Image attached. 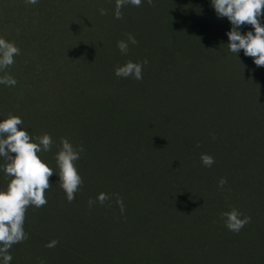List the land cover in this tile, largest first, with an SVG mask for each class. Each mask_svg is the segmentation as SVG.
<instances>
[{"label":"rangeland","instance_id":"1","mask_svg":"<svg viewBox=\"0 0 264 264\" xmlns=\"http://www.w3.org/2000/svg\"><path fill=\"white\" fill-rule=\"evenodd\" d=\"M73 1V15L65 19L60 15L71 10L72 0H39L35 6L24 0H0V37L21 50L8 70L17 85H0V121L11 113L23 119L22 128L32 137L50 134L51 151L39 155L57 174L55 155L66 134L73 130L77 138L67 139L74 146L90 148L76 162L84 183L75 200L67 201L54 174L47 205L29 208L26 219L46 235L71 241L70 247L92 246L102 264H218L200 253L191 259L192 249L206 238L196 231L197 225L209 226L219 252L232 261L238 253L232 247L225 249L229 242L240 243L244 259L255 262L256 248L264 251V187L250 184L264 182V87L254 88L258 82L264 85V75L256 74L264 67H257L243 50L236 58L222 49L232 25L208 9L211 0L198 2L194 19L187 17L186 24L179 20L178 29L169 24L173 17L190 14L189 6L198 0H164L161 14L143 0L141 7L126 6L132 12L127 20L125 15L114 18L115 0ZM100 8L108 14L102 16ZM121 22L125 38L131 33L139 41L129 45L127 55L120 53L111 34ZM211 30L214 33H208ZM239 30L253 31L251 25ZM218 34L223 37L216 39ZM145 59L151 63L144 65L142 80L115 75L127 61ZM164 76L168 83L161 87L157 78ZM231 81H241L237 91L224 87ZM162 95L163 101H158ZM238 97L245 103L234 101ZM132 109L138 112L132 114ZM119 113L142 129L127 135L126 129L113 127ZM83 126L88 131H79ZM204 126L213 129L210 134H201ZM170 132L178 136L172 142L160 138H172ZM185 134L201 137L179 138ZM201 153L215 158L212 167L202 165ZM4 163L0 157V166ZM203 169L217 175L215 189L221 177L227 179L214 197L212 189H206V205L190 196L187 175ZM162 172L172 176L175 186L187 188L179 189V201H168L165 190L158 193L160 197L153 195L150 183ZM139 175L145 180L138 181ZM9 179L0 167V190L6 189ZM101 192L120 194L123 215L114 197L89 209V198ZM174 206L180 210L168 209ZM232 207L251 217L239 234L220 219L219 214Z\"/></svg>","mask_w":264,"mask_h":264},{"label":"clouds","instance_id":"2","mask_svg":"<svg viewBox=\"0 0 264 264\" xmlns=\"http://www.w3.org/2000/svg\"><path fill=\"white\" fill-rule=\"evenodd\" d=\"M25 5H38L39 0H24ZM153 6V0H147ZM143 0H115L114 18L123 19L122 9L128 5L141 7ZM218 18L226 17L231 23L228 36V50L238 54L243 50L244 55L253 58L257 67H264V24L260 18L264 16V0H211ZM100 14L107 15V9L100 8ZM251 25L253 31L241 34L240 28ZM126 40L117 42V48L122 55H127L129 45H138L139 41L131 33L126 34ZM21 54L15 42H9L0 37V85L15 87L18 81L8 72L15 64V57ZM148 61H127L115 69V75L121 78L132 77L137 81L143 79V68ZM23 119L20 116L8 114L0 121V157L5 163L0 166L6 178H10L6 189L0 190V264H11L13 259L10 250L14 245L25 242L29 237L24 224L29 208L40 209L47 205L46 192L51 190L50 177L54 174L59 177V186L65 192L69 203L75 200V195L80 191L84 181L79 174L76 162L84 152L82 145L74 146L67 138H61L60 149L55 155L57 174L53 167L44 162L39 155L51 151L54 141L52 136L45 133L32 137L28 131L23 130ZM215 139V135H213ZM196 147H200L197 143ZM14 154V155H13ZM201 163L210 168L215 163V158L209 154L201 153ZM227 179L221 177L218 188L223 189ZM115 198L123 215L125 206L119 193L101 192L93 199L87 201L89 209L99 203L105 205ZM220 219L225 227L235 233L239 232L249 223L251 217L244 215L237 208L221 212ZM59 243L53 239L45 247L54 248ZM40 264H45L43 260Z\"/></svg>","mask_w":264,"mask_h":264},{"label":"trees","instance_id":"3","mask_svg":"<svg viewBox=\"0 0 264 264\" xmlns=\"http://www.w3.org/2000/svg\"><path fill=\"white\" fill-rule=\"evenodd\" d=\"M97 1H99V0H97ZM200 1H202V0L195 1V2H193V4H191L189 6L190 7V14H187V15L186 14L185 15L184 14L175 15V18L173 17V21L171 23H169V24L177 26V29H178V27H181L179 24H177V22L179 20H181L184 24H186L187 17H190V20H193L194 16H195V7H196L195 5H197L198 2L200 3ZM165 3H166V1L164 2V0H153V6H150V7H151L152 11L155 14H161L163 6L165 5ZM55 4H59V2L55 1ZM66 5H65V7H66ZM69 6L72 7V8H69V9H71L69 12H67L65 10L64 6L60 7L63 11L65 10V12H67V13L61 14L60 15L61 17L67 19V18H70L73 15L71 12L75 8V2L72 0V3H69ZM209 6L212 7V5L208 4V9H211V10L215 11L214 8H211ZM129 7L132 8L131 5ZM125 10H126V7H124L122 9V11H123V15H125V20H127V16L130 17V15H128L127 13L132 14V12H128V11L131 10V9H128V8H127L126 11ZM183 10H181V11H183ZM192 10H194V12ZM184 12H186V11H184ZM48 16L50 17V15H48ZM65 19H62V20L64 21ZM260 20H261V23L264 24V16H262L260 18ZM181 21H180V23H181ZM122 23L123 22L120 23V27H117V29H115L116 30L115 32L111 33L112 34V39L115 38L117 41L126 40V38L124 36ZM158 23H160V22H158ZM183 23H181V25H183ZM194 28L197 29V27H195V26H194ZM219 31H220V29H216L215 34H217ZM208 33H214V30H211ZM221 35L223 37V34H218L216 39L217 38L219 39V37H221ZM222 49H224V51L232 54L236 58H239L240 55H242L241 51L237 55L234 54V53H231L228 50V46L227 45L224 46ZM210 52H211V49L209 50V53ZM217 52H218V50H215L214 53L213 52L212 53L215 55V54H217ZM144 55L147 56V57L151 56L150 52H144ZM155 57H156V55H155ZM183 58H184V56H183ZM149 63H151V62L149 61ZM145 72H148L147 69H145ZM167 73H169V71H167ZM256 74L261 77V76L264 75V71L261 68V69H259V71ZM157 79H158L159 84H160L161 87H162V85H166L168 83L167 76L160 77V78H157ZM240 86H241V81H238L237 83H236V81H231V83L224 85L225 88L234 87V88H231V89H233L235 91H237L240 88ZM258 87L259 88L264 87L263 83L261 85L258 82L254 89H256ZM143 91H144V88H143ZM158 101H161V102L163 101V95L161 96L160 99H158ZM234 101H241L242 102L241 98H239V97L234 99ZM241 102H238V104H241ZM242 103H245V102L243 101ZM143 104L147 105L148 103L146 104L145 102H143ZM228 108L229 107H227V110H228ZM233 110H234V108H233ZM117 111L118 112H123L121 110L120 111L117 110ZM136 112H138V110L132 109L131 113L132 114H136ZM217 112L218 113L216 114V116L219 118L220 117V112H219V110ZM118 119H119V121H116V123L113 122V125H114L113 127L119 129L120 131H121V129H126L128 131L127 135L130 134V131H131V135H133L135 130H141L142 129L141 126H135L132 123V121L129 120L125 116V113H123V114L119 113ZM215 122H218V121H215ZM100 126L101 127H98V128L101 131L100 133H102L103 125L100 123ZM149 128L150 127H146L145 129L149 130ZM184 128L185 127H182V129H184ZM205 128H206V126H204V128H202V130L200 131L201 134H203V135L210 134L211 132H209V131L213 130L211 128H209V129H205ZM79 131L86 132L88 130H87L86 126H83V127H79ZM185 132H189V131L184 129V133ZM123 133H124V135H126L125 132H123ZM170 133H172V132H170ZM75 134L76 133L72 130L69 134L65 135L66 136L65 138H77V135H75ZM214 134H215V137H216V135H217L216 131L214 132ZM171 135H173L172 138H168L166 136L160 137V138H167L168 141L172 142L171 139L178 137V136H175L174 133H172ZM185 135H186V137H183L182 135H180L179 138H184L186 140H190V139H193V138L201 137L199 135H197V136L189 135V134H185ZM89 149L90 148L88 146H86L84 148V150H87V151H90ZM187 175H188V179H189V181L191 183V184H189V185H191V187H190L191 188V195L190 196L191 197L196 196L197 197V201H202V203L204 205H206L205 201L208 202V195H207L206 189H208V188L212 189L213 193H211V196H213V197H214V194L219 192V189H215L213 187V186L217 185L216 184L217 183V178L215 179V177H217V175L216 174L213 175V173L209 172V169L208 170L207 169H203V170L192 171V172H189ZM171 177L172 176H170V175H164L163 172H162L161 175L156 176L155 179L150 183V184H152V187H154L152 189V192H153V195L155 197L158 196V193H161L162 191L165 190V193H167L168 201H170L171 199H173V201L174 200L179 201V199H180L179 198L180 197L179 189L180 188H184L187 191V188L183 184H181V185L176 184V186H175L174 183L169 179ZM241 177H243V176H241ZM138 179H139L138 181H144L145 177L143 175H139ZM245 180L246 179H244L243 181H245ZM259 185H261L262 188H263L264 187V182H262L260 180V183L259 184L257 183V186H253V184H250V186L255 187V188H258ZM192 192L194 194H192ZM158 197H160V195ZM259 202H261V201H259ZM263 203H264V200H263ZM181 205H183V204H181ZM164 207H166V206L163 205L162 208H164ZM198 207H199V205H198ZM168 209H172L174 211L177 210V209H178V211L180 210L179 208H176V206H174L172 208L169 207ZM208 213L210 215V212H208ZM204 217H206V216H204ZM24 228H25V231L28 233V237L29 238L23 243L14 245L13 248L10 250V253H11L12 257H13V259L11 261V264H40L41 260H43L45 262V264H102L101 263L102 262V259H101L102 257H100L99 255L94 254L93 253L94 248L92 246H90V245H86V246H83V247H76V248L70 247L69 244L71 243V241L66 242L65 239H63V238L58 239L56 236L54 237L52 235H46V234L42 233L40 230H38V228L34 224L29 223L28 219H26V221H25ZM195 229H196V231H198L201 234L205 235L206 238L204 240L202 239V241L200 242L198 247H195V249L194 248L192 249L193 250L192 251L193 255H191V257H192L191 259L195 260V258H194L195 255L197 253H200L204 258H206V257L214 258V260L218 264H264V251L260 250V249H262L260 246H258L256 248L257 251H258V254L256 256L255 262L251 263V262L246 261L244 259V256L246 254H244V249H243V247H242V245L240 243H236V245H233V242H229V244L227 243L226 246H225L226 250L228 248L231 249V247H232V249H234L238 253L237 258H235L232 261L224 253L219 252V247L216 246L215 242L213 241V237L214 236H212V235L214 234V232H212L211 230L207 231V230H209V226L205 227L204 225H201V226L197 225V227ZM53 239H56V240L59 241L57 246L54 247V248L45 247V245L48 242H50L51 240H53ZM98 259H99V261H98Z\"/></svg>","mask_w":264,"mask_h":264}]
</instances>
